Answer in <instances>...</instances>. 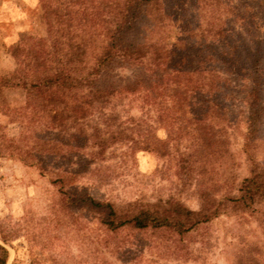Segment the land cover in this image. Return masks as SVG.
<instances>
[{
	"label": "rangeland",
	"instance_id": "rangeland-1",
	"mask_svg": "<svg viewBox=\"0 0 264 264\" xmlns=\"http://www.w3.org/2000/svg\"><path fill=\"white\" fill-rule=\"evenodd\" d=\"M187 10L189 28L208 40L224 31L264 47V0H190ZM46 23L36 0H0V245L8 252L6 264H264V199L254 212L225 207L227 198L238 196L243 178L264 171V82L258 93L241 72L221 67L227 88L215 102L219 107L205 116L198 106L192 110L201 119L202 138L196 131L183 138L186 125L183 118H171L173 111L165 110L157 125V113L144 98L132 113L154 127L158 138H147L154 151L130 143L146 138H125L100 156L90 143L79 151L48 154L40 147L35 153L30 148L37 140L27 138L28 132L21 136L28 119L18 117L28 106L26 94L1 83L16 68L20 39H47ZM146 23L141 35L155 40L169 35L167 25L146 28ZM215 40L223 49V38ZM132 73L125 72L137 75ZM256 94L261 120L247 136L248 98ZM208 115L211 120L204 119ZM78 152L86 161H78ZM67 173L73 176L63 186L121 208L173 198L191 210L217 205L221 211L181 235L166 228L110 231L91 214L60 204L62 184L56 179Z\"/></svg>",
	"mask_w": 264,
	"mask_h": 264
},
{
	"label": "trees",
	"instance_id": "trees-1",
	"mask_svg": "<svg viewBox=\"0 0 264 264\" xmlns=\"http://www.w3.org/2000/svg\"><path fill=\"white\" fill-rule=\"evenodd\" d=\"M36 1L47 21V39L22 37L15 54L16 68L1 83L3 88L21 89L26 94L28 106L18 117L28 119L29 128L21 127V136L25 138L28 132L27 138L37 140L30 148L35 153L40 147L48 154L62 149L79 151L90 143L100 156L125 138H146L130 143L154 151L155 143L147 139L158 138L154 127L132 113L134 103L144 98L157 113V125L165 110L173 111L176 115L172 112L171 118H183L186 125L183 138L195 131L202 138L201 119L192 110L198 106L205 116L219 107L215 102L227 88L221 82V67L241 72L249 88L258 93L264 82L261 43L248 45L224 31L214 40L196 34L187 19L190 0ZM143 22H147L146 28L167 25L169 35L157 40L141 35ZM215 38H223V49L217 48ZM126 71L137 75L128 77ZM260 102L257 94L248 98L247 136L260 123ZM208 118L212 119L209 115L204 119ZM76 157L84 160L79 152ZM71 176L61 174L56 179L62 184L60 204L67 210L91 214L110 231L126 226L166 228L181 235L208 223L221 211L217 205L191 210L173 198L162 205L121 208L95 199L84 189L63 186ZM238 193L225 200V207L254 212L264 199V171H252L243 178ZM7 259L8 252L0 245V264Z\"/></svg>",
	"mask_w": 264,
	"mask_h": 264
}]
</instances>
